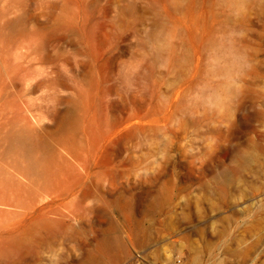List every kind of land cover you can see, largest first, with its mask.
<instances>
[{"label":"rangeland","instance_id":"obj_1","mask_svg":"<svg viewBox=\"0 0 264 264\" xmlns=\"http://www.w3.org/2000/svg\"><path fill=\"white\" fill-rule=\"evenodd\" d=\"M229 26L217 0H0V264H264V0L233 25L243 93L185 106ZM158 33L166 70L128 86Z\"/></svg>","mask_w":264,"mask_h":264},{"label":"clouds","instance_id":"obj_2","mask_svg":"<svg viewBox=\"0 0 264 264\" xmlns=\"http://www.w3.org/2000/svg\"><path fill=\"white\" fill-rule=\"evenodd\" d=\"M185 3L186 0H170V4L177 10ZM253 5L254 0H217L218 10L225 16L230 26L204 51L202 77L185 98L187 109L210 113L222 112L243 93L246 80L255 70V63L247 49L241 46V42L248 37L247 29L233 25L247 17ZM175 42L176 37L171 33H158L149 42L142 58L133 59L122 65L120 71L125 83L132 86L145 58L149 56H155L158 67L166 70L168 54Z\"/></svg>","mask_w":264,"mask_h":264},{"label":"built area","instance_id":"obj_3","mask_svg":"<svg viewBox=\"0 0 264 264\" xmlns=\"http://www.w3.org/2000/svg\"><path fill=\"white\" fill-rule=\"evenodd\" d=\"M136 258H137L136 260L138 261V260H139V258H140V256H139V255H137V256H136Z\"/></svg>","mask_w":264,"mask_h":264}]
</instances>
